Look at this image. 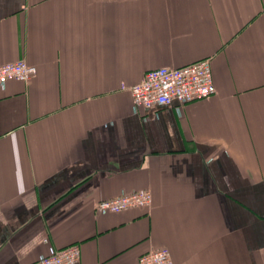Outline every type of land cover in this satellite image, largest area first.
<instances>
[{"label": "crops", "instance_id": "crops-1", "mask_svg": "<svg viewBox=\"0 0 264 264\" xmlns=\"http://www.w3.org/2000/svg\"><path fill=\"white\" fill-rule=\"evenodd\" d=\"M211 59L217 93L140 108L146 72ZM0 264H264V0H0ZM149 190V206L97 202Z\"/></svg>", "mask_w": 264, "mask_h": 264}, {"label": "built area", "instance_id": "built-area-1", "mask_svg": "<svg viewBox=\"0 0 264 264\" xmlns=\"http://www.w3.org/2000/svg\"><path fill=\"white\" fill-rule=\"evenodd\" d=\"M38 72L37 66L26 60L0 64V86L11 80L29 81ZM130 90L135 111L140 108L183 105L205 100L217 93L211 59L199 60L181 67H159L146 72L141 82L132 86L123 85ZM149 190L124 193L97 202L100 212H120L132 207H145L152 203ZM82 255L80 244L62 248L51 246L40 254L34 264H76ZM139 264H174L171 252L166 247L142 254Z\"/></svg>", "mask_w": 264, "mask_h": 264}]
</instances>
